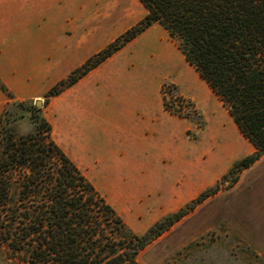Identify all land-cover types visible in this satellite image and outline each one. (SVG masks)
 Returning a JSON list of instances; mask_svg holds the SVG:
<instances>
[{"label": "trees", "instance_id": "1", "mask_svg": "<svg viewBox=\"0 0 264 264\" xmlns=\"http://www.w3.org/2000/svg\"><path fill=\"white\" fill-rule=\"evenodd\" d=\"M140 1L147 13L51 87L45 102L158 23L254 147L222 175L231 186L264 155V0ZM0 88L8 97L0 111V247L26 252L32 264H140L148 243L216 189L134 233L52 139L42 107ZM164 107L173 111L166 100ZM24 118L34 128L18 133Z\"/></svg>", "mask_w": 264, "mask_h": 264}, {"label": "rangeland", "instance_id": "2", "mask_svg": "<svg viewBox=\"0 0 264 264\" xmlns=\"http://www.w3.org/2000/svg\"><path fill=\"white\" fill-rule=\"evenodd\" d=\"M138 9L134 7L132 12ZM144 31L161 32L164 50L172 53L177 62L175 69L167 66L159 70L160 66L154 62L148 66L152 69L151 95L159 97L162 107L164 100L168 101L173 111L163 108L167 116V137L157 145L152 141L151 156L144 165L114 163L111 159L94 157L80 147L81 142H77L79 81L83 76L45 102V93L61 80H68L86 60L72 69L48 70L45 88L42 89V84L41 90L29 97L23 94V98L14 99L3 84L13 100L26 103L41 100L42 113L51 125L52 139L134 233H144L157 220L185 206L202 191L216 187L192 211L138 253L140 264H264V155L242 170L233 185L221 179L234 161L253 151V145L241 134L226 106L188 65L165 31L154 23ZM151 55L154 58V54ZM138 63L135 57L132 65L137 76L142 72L136 69ZM190 83L196 87L207 86L202 93L203 103L190 93ZM190 106L193 110L179 113L182 107L189 110ZM33 128L26 118L17 123L18 133ZM73 132L75 137L71 135ZM107 148L101 146L100 151ZM0 264L32 262L26 252H13L1 246Z\"/></svg>", "mask_w": 264, "mask_h": 264}, {"label": "crops", "instance_id": "3", "mask_svg": "<svg viewBox=\"0 0 264 264\" xmlns=\"http://www.w3.org/2000/svg\"><path fill=\"white\" fill-rule=\"evenodd\" d=\"M134 7L139 11L132 12ZM146 13L140 0H0V80L14 99L32 96L47 85L48 70L77 67ZM161 36L140 33L80 79L77 142L85 152L114 163L144 165L152 141L157 145L166 139L167 116L159 97L151 95L148 66L154 62L159 70L175 69L177 62L164 50ZM135 57L139 76L132 65ZM207 86L190 83L189 90L203 103ZM7 101L0 88V111ZM101 146L108 148L103 152Z\"/></svg>", "mask_w": 264, "mask_h": 264}, {"label": "built area", "instance_id": "4", "mask_svg": "<svg viewBox=\"0 0 264 264\" xmlns=\"http://www.w3.org/2000/svg\"><path fill=\"white\" fill-rule=\"evenodd\" d=\"M188 101V100H187ZM190 103V105H191V102H188V104ZM183 109H181L180 111H179V113H182V114H185V113H188L190 110H193V106H190V109L189 110H187V109H185L184 107H182Z\"/></svg>", "mask_w": 264, "mask_h": 264}, {"label": "water", "instance_id": "5", "mask_svg": "<svg viewBox=\"0 0 264 264\" xmlns=\"http://www.w3.org/2000/svg\"><path fill=\"white\" fill-rule=\"evenodd\" d=\"M35 104L40 106L41 105V100H36Z\"/></svg>", "mask_w": 264, "mask_h": 264}]
</instances>
